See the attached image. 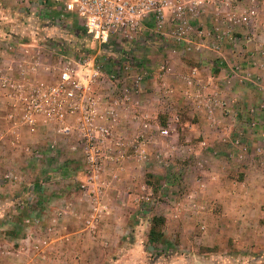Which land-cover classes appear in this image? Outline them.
<instances>
[{
    "label": "rangeland",
    "instance_id": "1",
    "mask_svg": "<svg viewBox=\"0 0 264 264\" xmlns=\"http://www.w3.org/2000/svg\"><path fill=\"white\" fill-rule=\"evenodd\" d=\"M211 1H203L199 9L203 10L205 2ZM213 1L212 7L215 8L218 0ZM53 2L54 0H0V121H2L0 148L10 152V155L4 153L2 158L7 166H3L0 159V186L3 185L5 188H0V264H207L193 260L195 254L211 251L222 253L220 255L223 256L229 249L232 250L231 253L235 250L243 252L242 256H245L249 264H264L263 191L255 193V197L261 200L262 206L259 228L252 223L243 224L246 229H253L252 238L241 236V233L246 231L240 223H230L226 231L228 238L225 236L219 239L220 242L224 240V243L215 244V240L207 235L202 236L203 241H200L194 237L197 230L191 222L179 224L167 220L163 214H153L156 206L153 201L158 197L160 183L156 172L167 166L170 169L175 168L173 164L167 166L162 164L159 148L167 143L173 144L171 141L173 135H177V132L183 134L185 129L190 127L174 124L164 111L157 118L158 122L151 120L149 110L142 106V96L135 95L132 98L128 95L129 86L138 92L135 79L119 75L112 78V81L108 80L111 85L110 90L106 89L110 93L109 98L118 99L120 105H123L120 107H124L123 101H132L139 109L138 114L144 116V120L150 124L146 130L141 120L134 123L132 128L126 130L117 128L116 137L123 140L125 147L121 156L108 159L104 163L106 167L113 166L111 173L89 172L86 159L78 156L75 150H73L75 154L68 156H32L34 146L39 144L38 140L41 139L35 137V134L38 133L41 135L39 137L46 138L60 133L56 132L54 126H47L48 115L45 111L37 113V131L31 130L26 121V107L22 103L26 95L13 91L10 86L12 82L28 86L41 81L48 85L53 80L49 72L58 71L60 60H71L80 55L95 57L109 75L115 67L122 70L126 64H139L136 60L133 63L121 58L122 53L116 47L98 45L79 28L74 18L67 17L60 20L56 10L50 12L49 18L40 17L41 12L45 15L48 13L42 5L53 6ZM225 6L228 10L235 11L237 17L240 13H246L250 16L249 20L244 24L227 23L223 26L220 20L224 17L217 15L215 9L214 14L218 24L216 27H205L198 20L197 23L190 20L184 39L178 36L177 39L173 38L172 28L167 32L171 43H167L166 46L174 49L173 53L177 54V72L184 75L181 81L177 80L181 91L177 95V105L183 110L186 109L181 118L183 122L186 119L187 108L192 106L196 98L195 93L193 98L192 94L188 95L191 84L187 78L193 71L192 67H197L206 73V81L210 82L213 81L211 75L214 67L219 65L215 62L209 70L208 66L211 63L204 66V62L198 60L200 56H204L205 60L207 58L213 60L218 59L220 55L222 57L226 52L231 56L247 58L249 72L252 70L251 65L259 66L264 72V47L258 46V40H255V32L258 31L262 36L259 40L264 45V0H236ZM242 26L249 28L246 30V37L248 41L250 40L248 45L242 43L245 39H240L244 34L238 29L241 30ZM233 40L237 41V45L231 44ZM204 43L208 44L204 45ZM213 44H217L218 47ZM256 56L261 62L260 65ZM13 57L17 59L14 63L9 60ZM183 60L192 67L184 65ZM194 61H198L200 67L195 65L197 62ZM151 62V67L157 63L161 64L159 56L154 57ZM247 81L248 88L252 90L264 84V77L260 78L258 83L254 80ZM101 85H107V82ZM260 88L261 91L256 92L257 101L261 107H264V87ZM112 89L116 90L112 91ZM200 93V98H204L205 93L203 91ZM209 96L213 97V94L209 93ZM250 97L253 99V95ZM220 98L218 101L214 100V107L208 112L212 117L211 121L218 125L223 123L221 101L224 100V95ZM15 102L21 103L22 106L15 114L21 122L17 128L11 125L13 122L9 118L12 111L10 105ZM3 106L7 110H3ZM248 110L249 115L264 116L263 110L256 111L252 108ZM3 113L6 114L9 125H4ZM202 114L207 113L202 112ZM211 126L209 128L211 135L222 134L224 129L220 126L217 128ZM158 128H169L170 135H162ZM253 129L254 126H251L245 130L250 133L254 131ZM227 131L231 132V129L227 127ZM74 133L77 135V131ZM234 133L235 130L232 138L236 136ZM142 138L146 139L145 156L136 155L134 147L131 146ZM4 141L6 143H3ZM218 141L219 145H226L231 153H227L229 150L223 155L215 152L210 155L207 164L214 163L215 167L211 165L210 168L221 174L223 178L228 176L233 179H243L245 171L241 172L236 166L240 168L243 161H246L247 152L253 149L246 141L238 143L235 139L227 140L222 136H219ZM235 150L245 155L239 157L240 160L231 157V154H236ZM256 153L262 154L260 157L257 156L259 158L255 162L260 164V177L247 175L249 181H255L257 178L264 180V146L261 144L256 146ZM185 157L189 158L187 155ZM183 159L185 158L181 156L176 157L180 162H183ZM117 185L120 186V191L111 188ZM127 191L135 193L134 205L126 204ZM94 196L96 198L93 199ZM113 197L120 198L121 203L116 204ZM227 206L229 212L233 213L235 204L228 202ZM194 208L193 205H189L183 209L184 220L193 219L189 216L195 215L192 210ZM222 210L225 209L221 207L218 212ZM247 212L252 215L253 209H248ZM158 216L164 217L166 221L154 222V217ZM206 224L213 231L222 227L221 221L218 220H215L212 226L200 222L198 228L201 232L205 231ZM153 226L154 239L150 235ZM237 229L240 231V236L235 235ZM161 233L163 234L160 236ZM201 256L197 254V258ZM208 264H219V260L214 258Z\"/></svg>",
    "mask_w": 264,
    "mask_h": 264
},
{
    "label": "crops",
    "instance_id": "2",
    "mask_svg": "<svg viewBox=\"0 0 264 264\" xmlns=\"http://www.w3.org/2000/svg\"><path fill=\"white\" fill-rule=\"evenodd\" d=\"M213 2V0L210 3L205 2L203 10L199 9L200 3L197 2L195 8L193 9L194 13H189V18L195 23H197L198 20V22L202 23L205 27H216L218 24L214 14L215 8H213L214 6L212 7ZM225 9H227L226 6ZM226 11H229L230 14L235 13V11L232 9H227ZM39 15L42 18L44 17L42 12ZM220 21H222L221 23H223V26H226L227 23H229L224 19ZM174 22L175 21L170 17L167 19L165 35L159 33L154 26V22L150 21L144 24L140 34V39L135 45H128L124 47L118 45L114 46L116 49H118V51H121V58L133 63H135L136 60L139 64H135L136 66L132 64H126L122 70L118 69L119 67H115V69H112V73H116V75H121L128 79H134L137 74H141L143 76L141 83L142 87L138 89V92H135L134 88L129 86L128 95H130L132 98L135 95L142 96V106L149 110L148 112L151 120L158 122L157 118H159L160 113L164 111L170 117V120L174 122V124L190 127V129H185V133L183 134L177 132V135H173L171 140L173 144L170 145L167 143L159 148V154L162 156V164H165L166 166L168 164H173L175 165V168L170 169L167 166L165 169H160L159 172H156L160 183L158 186V197H156V199L153 201L156 204L155 213L153 214H163L167 220L176 221L179 222V224L180 222L189 221L192 223L191 225H193V227H195L197 230L194 234L195 238L203 241V237L207 235L215 240V244H222L224 243V240L220 242L219 239L225 238L226 231L228 230L230 223H240L241 226H243V224L245 225L252 223L253 226H257V228H259L258 222L260 220L262 206L261 200H258L255 197V193L258 194L259 191L264 192V180L261 181L255 177V181H249V178L247 179V175H250V177H260L259 170L261 167L260 164H256L255 162L257 161V158L262 156V154L257 155L256 146L260 144L264 146V116L262 114L249 115L247 110L252 108L256 111H264V107H261L256 96V92L261 91L260 87H264V84H260V87H255V89L252 87L253 89L251 90L248 88L249 83L247 80H254L258 83L260 78L264 77V72L259 69V66L257 67L255 65H251L252 70L249 72L247 69V66L249 65L247 58L244 59L243 57H236L235 55L234 57L226 52L224 55L222 54V57L220 55V57H217L218 59L213 60L208 58L205 60L203 59L204 56H200L198 60L204 62V66L208 65V63H211L209 64L210 66H208L209 70H211L213 66L212 64L215 62L219 63V65L214 67L212 71L211 76L213 81L207 82L206 73H203L202 70L200 71V69L197 67L190 66L183 60L182 63L184 65L192 67L197 71L195 75H192V72L188 74L187 80L192 81L191 88L188 90V95L192 94L193 98V94L195 93L196 98L194 99L192 106L187 108L186 119L183 122L181 118H183L182 114L186 109L183 110L182 107L177 105V95L181 92L179 89L180 86L177 84V80L181 81V78L184 75L180 72H177V54L173 53L174 49L166 46L167 43H171V38L167 37L169 36L167 35V32H169L170 28H173L172 26ZM241 28V30H238L244 35H242V38L240 39H245V41L243 40L242 43L245 42V44L248 45L250 40L248 41L246 37V30L249 28L246 26H242ZM220 30L222 31L223 29ZM255 35V40H258V46L261 45L264 47L263 43L259 40V38L262 36L259 35L258 31L255 32ZM236 40H233L231 44L237 45ZM206 44L208 43H204V45ZM242 47L245 48L244 45ZM246 49L248 50L250 48ZM239 54L240 53H238V55ZM156 56H159L161 64L159 65L157 63V65L151 67V61ZM9 60L13 63L14 61H17V59L14 57ZM256 60L260 65L261 62L257 56ZM194 62H197L195 65L200 67L198 61ZM23 65L26 66L25 64ZM10 73L11 72H8V74ZM2 76L4 77V75ZM7 76L8 75H5V77ZM106 82L107 85L96 86L95 91L97 95H101L107 100H112V98H109V91L106 90L107 88L110 90L111 85L108 80H105L103 83ZM113 90L116 89H112V91ZM122 90H124V88H122ZM186 91L187 90H185V92ZM200 91L205 93L204 98H200ZM209 93H212L213 97H210ZM221 95H224V100L221 101L223 123L218 125L211 121L212 117L209 116L210 113L208 112L213 109L214 100H220ZM252 95L253 99L250 97ZM188 98L190 97L188 96ZM123 102L124 103L122 104H124V107H120L123 105H116L118 114L114 122L117 125L116 130L117 128H119V130L132 128L133 124L138 121L137 119H140L143 122V125L148 123L146 120H144V116L138 114L139 109L132 103V101ZM10 107L12 106L10 105ZM2 109L7 110L5 106H3ZM202 112H206L207 114L204 115ZM2 116L4 117L3 120L5 121L4 125H9L10 122L6 119V114L3 113ZM1 122L2 121H0V124ZM11 125H13V123H11ZM211 125H213L215 128L220 126L221 129H224L222 134L219 135L220 137H225L227 140L235 139L238 143H240V141H246L249 143L248 146L253 149L249 150L247 155L244 154L246 156V161H243V165L240 166V168L236 166V168L241 172L245 171V176L243 179H233L232 177L228 176L223 178L220 176L221 174L214 172L210 168L211 165L212 167H215L213 166L215 165L214 163L207 164L206 161L210 158L211 154L219 152L223 155L226 154L227 150H229L226 148V145H223L224 147L221 144L219 145L218 135L210 134L209 128L212 127ZM47 126H54L56 132L58 131L56 125L53 123H47ZM251 126H254V131L247 133L245 129L247 127L250 128ZM227 127H229V130L231 129V132L227 131ZM72 128H76V125L74 124ZM146 129L147 128L145 127L144 130ZM234 130V134L236 136L232 138L231 136H233ZM75 131L76 129H73V132L69 135L57 134L55 136L46 138L39 137L41 135L38 133L35 134V137L38 136V138L41 139L38 140L40 143L34 146L32 156H68L73 155V153L76 151L78 156L83 157L82 150L79 147L80 142L77 135L74 133ZM183 136H185V138H183ZM3 143H6V141ZM66 148L68 149L66 150ZM14 151L17 152V150ZM6 152L10 155L8 150L4 151L0 148V159L2 162V158H4L3 156ZM228 152L231 153L230 150L227 151V153ZM234 153L236 154H231V157H234L237 160H240L239 157L242 158V156H244L238 150H235ZM184 155L189 156V158L185 157ZM177 156H181L185 159H183V162L177 161ZM166 158L169 159L167 160ZM3 166H7V164L3 162ZM231 168L233 169V167ZM112 170L113 166L109 165L106 167V171L104 172H107L108 174L111 173ZM0 188L5 189L3 185H1ZM111 188L117 189L119 191L121 190L120 186L118 185ZM127 193L128 197L125 200L126 204L134 205L133 195H135V193L129 191H127ZM92 198L94 199L96 196ZM112 199L116 202V204L121 203V199L118 197H113ZM149 199L151 200V198ZM228 202H233L235 204V210L233 213L229 212V208L227 206ZM189 205H193V207H195V210L192 209L195 215H192V212H190L192 216L189 217L193 219L184 220L183 216L185 212L183 209ZM197 207L200 208L197 209ZM221 207H223L225 210L218 212ZM248 209H253L252 215H249L247 212ZM215 220L221 221V228L213 231L211 227H207V224L204 225V232H201L198 228L200 222H206L209 223L208 226H212V223H214ZM244 228L245 227L243 226V229ZM245 231L246 233H241V236L247 238H252L254 236L253 229L245 228ZM239 234L240 231L237 229V233L235 232V235L240 236ZM238 246L241 247L239 244ZM231 251L232 250L229 249V251H226L228 253L223 256L220 255L222 253L218 252L210 251L203 254L198 252L197 254L202 256L197 258V254H195L193 260L208 264L211 262V260L216 258L217 261L219 260V264H249V262L245 260V256H242L244 255L243 252H237L235 250L231 253Z\"/></svg>",
    "mask_w": 264,
    "mask_h": 264
},
{
    "label": "built area",
    "instance_id": "3",
    "mask_svg": "<svg viewBox=\"0 0 264 264\" xmlns=\"http://www.w3.org/2000/svg\"><path fill=\"white\" fill-rule=\"evenodd\" d=\"M203 1L206 0H54L53 6H42L48 11L47 14L56 10L60 20L74 18L79 28L98 45L124 47L135 45L140 39L144 24L150 21L154 22L159 33L166 35L169 17L175 21L172 37L184 39L187 24L191 20L189 13L193 14L196 3ZM235 1L218 0L215 5L217 15L223 16L231 25L244 24L250 18L246 13H240L237 17L236 13L230 14L223 9L225 5ZM196 73V69H193L192 74ZM49 76L53 80L48 85L41 81L28 86L19 82L10 84L13 91L26 95L22 103L26 107L27 124L36 132L37 113L45 111L48 115L47 123L56 125L60 134L69 135L76 129L87 170L91 173L105 171L104 163L121 156L125 143L115 133L117 125L114 122L118 115L116 105H120L119 100H107L97 95L95 87L105 80L112 81L118 75H109L95 57L80 55L71 60H60L58 71L49 72ZM134 79L140 89L143 76L137 74ZM189 82L192 83L191 80ZM20 104L13 103L9 115L15 128L21 124L15 115L22 107ZM74 124L76 128H72ZM148 126V123L144 124V127ZM158 130L164 136L171 132L169 128ZM145 142L146 139L142 138L135 141L137 144L131 145L136 155H146Z\"/></svg>",
    "mask_w": 264,
    "mask_h": 264
},
{
    "label": "trees",
    "instance_id": "4",
    "mask_svg": "<svg viewBox=\"0 0 264 264\" xmlns=\"http://www.w3.org/2000/svg\"><path fill=\"white\" fill-rule=\"evenodd\" d=\"M58 13V12H57ZM43 16L45 17V18H49L50 17V14H47V15H45V14H43ZM154 222H157V223H164L166 220H165V218L164 217H161V216H158V217H154V220H153ZM154 234H155V229H154V226L152 227V229H151V233H150V235H151V237L154 239ZM163 233H161L160 234V236L162 235Z\"/></svg>",
    "mask_w": 264,
    "mask_h": 264
}]
</instances>
